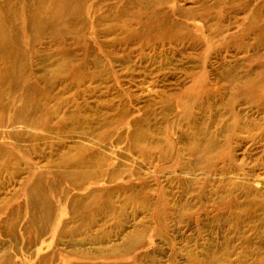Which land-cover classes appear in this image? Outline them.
Returning a JSON list of instances; mask_svg holds the SVG:
<instances>
[{
	"label": "rangeland",
	"instance_id": "374dc122",
	"mask_svg": "<svg viewBox=\"0 0 264 264\" xmlns=\"http://www.w3.org/2000/svg\"><path fill=\"white\" fill-rule=\"evenodd\" d=\"M0 264H264V0H0Z\"/></svg>",
	"mask_w": 264,
	"mask_h": 264
}]
</instances>
